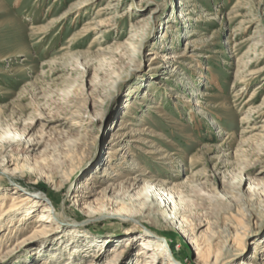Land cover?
<instances>
[{"label": "rangeland", "instance_id": "rangeland-1", "mask_svg": "<svg viewBox=\"0 0 264 264\" xmlns=\"http://www.w3.org/2000/svg\"><path fill=\"white\" fill-rule=\"evenodd\" d=\"M10 158L25 167L0 175V264H141L149 229L177 264L264 263V0H0V171ZM138 169L200 249L145 216ZM110 172L124 211L112 185L87 207Z\"/></svg>", "mask_w": 264, "mask_h": 264}, {"label": "bare ground", "instance_id": "bare-ground-1", "mask_svg": "<svg viewBox=\"0 0 264 264\" xmlns=\"http://www.w3.org/2000/svg\"><path fill=\"white\" fill-rule=\"evenodd\" d=\"M148 17L143 18L146 19ZM101 27V26H99ZM159 57L162 59L160 60ZM174 57L173 54L170 52H161L156 54L154 57V60H158L159 62L155 64L154 69L161 68V63L163 62V59L169 58L172 59ZM161 64V65H160ZM187 105H193L195 108H197L198 102L195 99H187L185 101ZM263 105V104H262ZM262 108V107H261ZM198 109V108H197ZM262 127V126H259ZM258 127V128H259ZM6 134V133H5ZM16 136V135H15ZM10 138V137H9ZM11 147H21L27 151V153H37L40 152L42 149V146L37 140H33L32 138L28 137H19L16 136L14 139L11 138L9 141ZM124 148V147H123ZM124 150H122L123 152ZM125 156V155H124ZM25 158H28V155L25 156ZM5 167L1 169L0 175L6 176V177H12L13 175L17 173H21L24 169V165L17 163L16 159L5 160L4 162ZM137 174L131 178V186L135 190V194L141 197L142 201L140 205H146L148 208L149 204L153 203V207L151 209L146 210L145 216L149 218V220L152 219H160L164 224H166L169 228L177 227L176 229L179 230V232L184 235L189 241H194V243H197L196 247L197 249H200L201 247V239H199L195 234H191V232L188 229L187 223L178 216L177 209H175L173 206H171V202L169 200L170 198L169 194H166V191L164 190V184H166L163 180H157V183L151 182V179L148 178L145 171L142 169L137 170ZM114 172H110V175H108L105 179H101L98 183H95L92 185V187L89 188V193L87 200H84L83 203L88 207L91 204V200L96 199L99 196L104 195L103 190L106 189L107 186H111L110 191L105 194V200L108 202V204L112 205L114 209H120V201H118L119 197L117 198V191L120 188L117 183L120 180L113 181L114 178H111L110 176H114ZM118 177V176H116ZM15 187H18V184H14ZM14 191L19 192L17 188H14ZM12 204L15 202V198H12ZM27 200L31 202H44V209L40 212L43 213V215H40V222L41 223H50L54 225H58L60 222L57 221V219L54 217L56 213V208L54 205V202L49 197H44L42 194L39 193H33L29 195ZM25 200L19 201L24 202ZM174 205V204H173ZM11 206V205H10ZM170 206V207H169ZM122 209V208H121ZM141 209V208H140ZM12 210V209H11ZM124 211V209H122ZM121 211V210H120ZM141 210H139L140 212ZM25 212V211H24ZM145 212V211H144ZM110 216H117V217H123L121 214H110ZM126 218H129L125 216ZM22 218L20 219V221ZM79 224L78 222H75V224ZM74 223H66L68 228H70L72 231L75 227ZM59 228V226H57ZM152 230L149 229V231L143 236L142 243L140 244V263L141 264H157V256H161V259L165 260L167 264H177L175 261V258L173 257L170 246L168 244L167 237L165 235H157V237L152 236ZM229 244V243H227ZM206 248V247H205ZM204 249V248H203ZM201 249V250H203ZM148 255V257H147ZM264 264V263H262Z\"/></svg>", "mask_w": 264, "mask_h": 264}]
</instances>
